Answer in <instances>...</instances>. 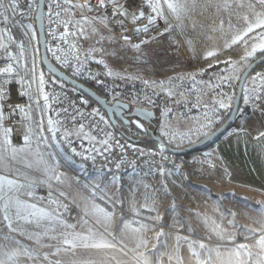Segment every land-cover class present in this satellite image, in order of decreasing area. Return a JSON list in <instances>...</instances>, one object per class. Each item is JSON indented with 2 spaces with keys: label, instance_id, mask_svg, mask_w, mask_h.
<instances>
[{
  "label": "rangeland",
  "instance_id": "374dc122",
  "mask_svg": "<svg viewBox=\"0 0 264 264\" xmlns=\"http://www.w3.org/2000/svg\"><path fill=\"white\" fill-rule=\"evenodd\" d=\"M249 3L254 7L249 8ZM241 4L243 6H240ZM227 5L225 7V0H197L193 6L189 0L186 5L189 11L182 12L180 19H177L166 9L164 13L167 32L140 43L139 50L132 45L120 43L108 27L104 28L97 24L96 27L99 29L97 34L89 33L87 38L80 37L83 54L82 68H85L87 73L80 74L78 70H74L72 73L76 77L89 79L91 73L97 70L92 69L91 64L102 67L101 71H104L105 74L108 69H111L114 73L120 74L119 76L107 75L111 79L130 81L144 87V95L140 101L142 108L152 107L149 91L155 93L157 97L169 100L173 107L164 110L157 120L159 135L164 137L168 144L175 149L195 143L215 131V127L221 120V111L224 114V111L230 110L231 107L221 109L216 103L217 100H224L225 103L232 106L235 100L232 94L224 92L223 87L238 81L249 64L264 53L257 51L254 56L248 57L246 60L242 59L253 43L249 38H246L247 45L241 42L231 47L226 46L234 35L247 27L243 17L248 16L249 20H253L254 12H264V6L258 4L256 0H227ZM21 13L20 9V12L12 17L7 26L13 30L16 42L24 45L25 56L17 64L19 71L34 80L33 69L36 60H38L39 50L38 35L35 24L27 20ZM86 14L95 16L97 12ZM77 18H79V14H77ZM221 22H223L222 25ZM29 24L32 25V28L27 27ZM251 35H255V33ZM13 48L16 55V49ZM90 48H95L97 51L86 58L85 53ZM208 51H216L217 54L206 58ZM5 55L6 53L0 50V59L5 58ZM100 60H103L104 63H99ZM227 61L231 62V66L225 63ZM105 64L108 69L105 68ZM210 65L211 67H209ZM215 67L217 69L214 72H206ZM191 76H195V80L191 79ZM218 76L231 78L220 87H214L220 83ZM237 76L239 79L235 78ZM261 76H264V71L246 81L243 90L244 108L252 105V110L249 115L243 113L242 109L239 110L238 114L240 115L236 118L234 125L249 127L252 130L264 129V100L254 105L251 102L262 90L264 80L259 78ZM145 80L149 82L164 81L165 88H157L151 83L146 85ZM33 85L31 131H29L28 137L32 140L33 149L36 147V142H40V151L44 153V158L49 163L59 161L56 172L64 174L62 177L64 183L52 180L51 188H57L64 192L65 196L80 209L86 200L94 199L96 204L113 212L112 223L118 222L121 227L124 222L128 221H138L149 225L147 230L142 229L140 233L121 228L125 238H154L155 242L156 235L163 230L164 235L159 237V244L173 243V241H177V236L187 237L188 243L195 242L193 246L196 247V250L204 252L206 255L209 253L199 249V243H204L210 249L219 246L221 252L234 246L233 242L221 240L212 231L215 226L213 221L216 225H220L217 231L227 230L225 234L235 231L237 233L235 243L250 245L254 243L252 240H244L240 235L244 231L240 226L244 225L236 220L239 216L237 207L239 205L242 213L248 218V206L252 204L255 209H258L264 205L263 199L252 195L255 201L251 200V204H249L247 195H238V192L232 190L233 185L226 176L215 172L213 150L218 138L202 149L191 153L201 152L207 170L205 175L197 176L186 171L163 172V175L161 172L140 171L121 178V181L116 185H111L109 183L112 179L109 178L110 176L79 167L70 162L64 152H60L57 141L64 133L57 126L59 131L56 133V139H52V134L48 131V119L51 117L50 107L45 106L42 96V93H47V90L44 85L41 87L40 82L35 81ZM253 88L256 89L255 94L252 91ZM168 91H171L173 95L169 96ZM180 93H183L182 97ZM246 96L248 97L247 103H245ZM227 97H231V100H228ZM197 98H199V103H197ZM176 106H183L184 112L176 110ZM166 112L167 115H164ZM205 114H207V118ZM41 121L43 122L42 127L38 128ZM75 128L79 127L72 129ZM133 128L135 134L131 133L133 130L129 133L124 131L130 138L136 139L144 135V128ZM42 136L47 137V141L42 140ZM68 138L69 141H73L70 137ZM2 142L3 130L0 128V143ZM24 146L25 142L14 147ZM5 155L7 154L5 153ZM32 159L33 157L30 156L29 161ZM5 163L9 167L12 166L14 175L19 170L29 177L43 178L42 173L27 168L21 159L12 161L10 164L5 160ZM42 184L48 186L47 183ZM95 184H98L100 188L96 189V196L93 197L92 188ZM145 185L148 187L146 188ZM121 186L130 190L126 192V202L122 199ZM188 187L193 190H189ZM111 189H117L116 194H112ZM105 193L113 200L118 199L119 203L113 207L111 203L107 202V198L101 200L100 196ZM145 204L147 207H144ZM130 206L132 207L129 208ZM222 213L223 216H221ZM230 213H235V216L233 217ZM157 217L159 219H156ZM229 220H234L235 229L228 224ZM139 223H133V227H139ZM180 241L186 240L181 239L177 242ZM251 251L255 254L259 252V249L253 246Z\"/></svg>",
  "mask_w": 264,
  "mask_h": 264
},
{
  "label": "snow or ice",
  "instance_id": "6c2138e0",
  "mask_svg": "<svg viewBox=\"0 0 264 264\" xmlns=\"http://www.w3.org/2000/svg\"><path fill=\"white\" fill-rule=\"evenodd\" d=\"M258 4L264 6V0H256ZM55 9L54 15L56 17L55 23L60 26H63V31L59 35V40L64 42L68 47V52L74 54L75 59L80 63L79 56V47L75 42L78 37H85L89 33L97 34L99 29L96 27L97 24L107 28L108 27V18L100 13V10H103L107 5L111 4L113 7L114 14H119L122 18H127L131 16V22L136 24L137 21H141V26L136 29L137 32L148 33L151 26L156 24L157 18L164 17V6L166 5L167 9L177 18L180 19L182 12H187L189 9L186 5L189 3V0H163V5L161 0H147V4L151 9V13L147 14L143 10H138L137 12L129 13V11L119 4V0H97L96 4H92L90 0H53ZM193 6L197 3V0H191ZM38 9L35 0H32V3L29 5L30 8L34 7ZM227 0H225V7H227ZM240 6H243L242 4ZM249 8H253V4L249 3ZM96 11L97 15L89 16L86 13ZM20 12L19 0H0V25L5 27L0 28V50H3L4 53H7L9 58L15 63H19V60L16 56H13L12 53L8 52V46L13 43V37L10 34V30L7 25L11 22L12 17ZM22 14V13H21ZM53 7L49 5V20L52 21ZM79 14V18H77ZM247 23V27L242 31L234 35L227 47L232 45L239 44L244 42L247 45L246 38H249L253 41L250 46V50L246 51V54L242 59H247L248 57L254 56L257 51L264 52V12H254V19L249 20L248 16L243 17ZM124 20L120 21L123 25ZM223 22H221V25ZM28 28H32V25L29 24ZM262 30V31H257ZM34 33V30H33ZM255 33V35H251ZM27 34V33H26ZM55 36V33H53ZM125 41L129 40L128 36H123ZM20 48L23 49L24 45L21 43ZM132 47L139 50L140 44H133ZM57 51L64 52L63 56L56 55L53 52V56L56 60H61L64 63H68L67 55L68 52H65L64 49L58 48ZM97 51L95 48H90L86 53L85 57L87 58L93 52ZM217 53L216 51H208L206 53V58L213 57ZM99 63L103 64L104 61L100 60ZM231 66V62H225ZM211 67V65L209 66ZM105 68L108 69L107 64ZM13 64L9 63L6 67L0 68V77L4 74H10L14 72ZM34 70V69H33ZM79 70V69H78ZM108 76H119V73H114L111 69H108L106 72ZM191 79L195 80V76H191ZM228 76H218L220 83L214 85V87H220L225 81L230 79ZM239 79V77H235ZM261 80H264V76L259 77ZM39 82L41 87L44 85L45 80L43 73L39 76ZM8 81L0 82V102H2L6 97L5 85ZM23 83V80H21ZM146 85L153 84L155 87L164 89L165 82L147 80L144 81ZM253 93H256V89H252ZM25 95H28L25 92ZM168 95L172 96L173 93L168 91ZM181 97L183 93H180ZM45 106L49 107V95L46 92L42 93ZM256 99H260L259 95L255 96ZM228 100H231V97H227ZM87 103V101H84ZM151 102V101H149ZM248 102V97H245V103ZM197 103H199V98H197ZM219 108L225 109L231 107L229 103H225L224 100H217ZM207 107V105H205ZM23 111V108H21ZM167 115V112L164 113ZM207 118V114H205ZM4 114L2 109H0V127H2V122L4 120ZM103 119V117H101ZM137 127L143 128V125L138 121ZM43 122L38 125V128L42 127ZM59 121H54L51 117L48 119V131L52 134V139H56V133L59 131L57 125ZM83 125H80L79 130L75 133L65 132L64 137L67 138L70 135H76L80 137L83 133ZM31 131V129H30ZM10 130L3 128V142L0 143V164H3L5 160L10 164L12 161H17L21 159L25 163L26 167L33 169L35 172L42 173L43 178L40 177H29L23 172L17 170V176L21 178H10V174H0V212L3 213L2 220L6 222V227L9 230V234H3L0 231V264H27V261H31L32 264H111V260H115V257L109 259V250H116L117 243L115 242V234L110 231L111 223L113 220V212L108 211L106 208L101 207L99 204L95 203V200L85 201L81 208V219L77 223H68L63 218V213L60 211L61 208L67 210V206L62 204L59 200L50 199L49 204L54 205L55 207H45L39 203L33 202L32 200L25 199L23 197H33L34 189L39 184L47 183L49 188H51V181L55 180L58 183H64L62 177L63 173L56 172V166L59 164V161H53L49 163L48 160L44 158V153L40 151L39 141L36 142V147L33 149L32 140L30 137H25V146L24 147H14L11 145L9 139ZM167 135V133H165ZM261 136H264V132L260 133ZM85 138L95 139V137H88L87 133H84ZM42 140L47 141V137H41ZM69 143H71L69 141ZM105 145V151L110 150L111 145H109L108 139H105L101 142ZM119 143V142H117ZM51 147V145H48ZM57 146H59V141H57ZM161 148L164 147L163 144L160 145ZM121 150L123 151L124 145H120ZM64 149L61 147L60 152H63ZM71 151L76 153V149L72 148ZM99 151V150H97ZM5 153L7 155H5ZM80 155V153H76ZM103 153H101L102 155ZM54 155V154H52ZM33 157L29 161V157ZM70 162L71 157H66ZM93 160L95 157H91ZM119 168V164H117ZM111 171V170H109ZM164 170L161 169V174L163 175ZM119 181L118 176H113L110 180L111 185H116ZM87 187V185H85ZM147 188L148 186L145 185ZM100 188L98 184H95L92 188V196H96V189ZM103 192V189H101ZM51 195V193H50ZM64 192H60V196H64ZM107 198V202L111 203L113 207L119 200H113L112 197H107L106 193L100 196L101 200ZM147 207V204L144 205ZM151 210V209H150ZM261 221H257L260 224L259 227L249 228L247 226H240L244 229L240 235L243 236L244 240H252L253 244L248 243H235L237 233L235 231L227 233V230L217 231L220 228V225H216L213 221L212 231L221 239L228 240L233 242L234 246L231 248H226L222 253L220 247L208 248L204 243H199L198 247L201 250H204L209 253L206 259H201V253L196 250L194 247L195 242H189L188 248L191 252L192 257H194L198 264H210L213 257L211 253H215V258L218 264H264V205H261L258 209ZM233 217L235 213H230ZM138 215V213H137ZM223 216V213L221 214ZM156 219H159L158 217ZM207 223V221H205ZM133 223H139L138 221H128L124 222L122 226L123 229H131L135 233H140L141 230H147L149 225L144 223H139V227H133ZM228 224L236 228L234 220H229ZM26 225H35L37 228H41L40 232H29L26 228ZM11 233H17L22 236H27L31 241H34L39 247H48L55 248V251L52 253H41L39 248H33L29 246H24L21 244L20 240L16 239L15 236ZM164 232L161 230L157 235V240L160 236H163ZM108 237H112L109 239ZM47 239L49 243L42 244L43 239ZM177 241L184 239L187 241V237H176ZM120 243H123L122 241ZM147 249V251L138 252L137 257L135 258L137 264H151L150 257L147 254L148 252L154 251L155 246L152 249L147 248V241L141 239L136 245V249L141 247ZM257 247L259 252L253 254L251 247ZM119 251L123 252V248H120ZM179 249L177 248V252ZM83 253L84 258H77L78 253ZM61 254H71L68 259H54L50 260L49 256L60 257ZM166 254L161 252L157 256V264H164L163 257ZM26 258V259H24ZM172 255L168 254V260H172ZM178 264H183V258L177 256Z\"/></svg>",
  "mask_w": 264,
  "mask_h": 264
},
{
  "label": "built area",
  "instance_id": "2783aa9c",
  "mask_svg": "<svg viewBox=\"0 0 264 264\" xmlns=\"http://www.w3.org/2000/svg\"><path fill=\"white\" fill-rule=\"evenodd\" d=\"M35 2L36 5H38L39 0H35ZM81 2H83V0H81ZM90 2L96 4L97 0H90ZM31 3L32 0H19L23 16L30 22L36 24L38 9H36L35 6L30 8L29 5ZM161 3L163 5V0H161ZM119 4L126 8L129 13L137 12L138 10H143L146 15L151 13L147 0H120ZM49 5L53 7L52 21L48 18ZM163 6L165 12L167 7L166 5ZM58 10L59 9H55L53 0H46L45 35L49 59L62 71H69L72 73L74 70L76 71L79 69L78 71H80V74H86V69L82 68L83 54L81 52L82 45L80 37L75 41L79 47L80 63L77 62L73 53L68 52L67 45L58 38L63 31V26H58L54 22L56 19L54 11ZM100 12L108 18V29H110L112 35H114L120 43L126 45L140 44L167 32L165 13L163 18H157L156 24L150 27L148 33H143L136 31V29L141 26V21H137L136 24H133L130 15L127 18H122L118 13L114 14L111 4L107 5L103 10H100ZM122 19L124 20L123 25L120 23ZM3 27L5 26L0 25V28ZM9 30L14 39L13 43L8 46V52L12 53V55L16 56L20 61L25 56V49L20 48V44L16 42L13 35V30L10 28ZM53 33H55V36H53ZM125 35L129 37L128 41L123 39ZM13 47L16 49V55ZM58 48H62L65 52H68V63L55 59L53 52H55L56 55H64V52L57 51ZM9 63H12L16 70L0 77V82L8 81L5 85L6 97L0 102V109H2L5 117L2 122V127L0 128L2 130L3 128L10 130L9 139L12 146L22 145L25 142V137L29 135L33 101V83L35 81L39 82V76L43 73L45 80L44 86L49 95L51 118L54 121H59L57 125L59 129L62 132H67L74 127L83 125L84 128L95 137L96 142L86 143H76L75 141H70L71 143H69V138L66 140L64 135L58 138L59 148L62 147L64 149L63 152L68 157H71V160L74 161V164L77 166L112 177L118 176L119 179L134 172H161V169H163L164 172L186 171L190 174H196L197 176H202L207 173L201 152L189 155H174L166 152L161 147L156 149L144 148L125 139L123 135L112 126L100 109L89 107L74 89L64 85L44 70L41 64L40 50H38V60H36L34 66V80L29 76L21 74L17 63L12 61L6 53L5 58L0 60V68L6 67ZM21 80H23V83H21ZM25 92H27L28 95H25ZM21 108H23V111H21ZM101 117H103V119H101ZM137 121L141 124L139 120L134 119V127H137ZM105 139H108L109 145H111L108 151H105L106 146L101 143ZM120 145H124L123 151ZM72 148H75L76 153H80V155L73 153L71 151ZM101 153L103 154L101 155ZM91 157H95V159L93 160ZM117 164H119V168H117ZM10 177H13V175L10 174ZM60 192L61 191L54 188H49V186L39 184L34 189V196L32 199L49 207H55L49 204L50 199L59 200L62 204L67 206L66 211L64 208L60 209L63 213V218L68 223H77L82 216L81 209L67 196H60ZM2 216V212H0V225L3 222Z\"/></svg>",
  "mask_w": 264,
  "mask_h": 264
},
{
  "label": "crops",
  "instance_id": "0c3cea01",
  "mask_svg": "<svg viewBox=\"0 0 264 264\" xmlns=\"http://www.w3.org/2000/svg\"><path fill=\"white\" fill-rule=\"evenodd\" d=\"M3 59L4 57L0 60ZM77 130H79V128H75L67 132L75 133ZM262 132H264V129L252 130V128L249 127H241L233 124V126L230 129H228L226 133H224L220 138H218L217 143L215 144L213 150V155L215 159L213 168L215 169V172L221 175L224 174L226 178L230 181L231 185H233L232 190L238 192V195H247L249 198L247 199L249 204H251L250 203L251 200L255 201L252 195L258 196L261 199H263V204H264V136L260 135V133ZM84 133H87L88 137H94L89 131H87L84 128H83V133L81 134L80 137H77L76 135H70L69 137L75 142H84V141L96 142L95 139L85 138ZM9 173L13 175V177L10 178H21L12 173V166L9 167L5 162L3 164H0V174L7 175ZM101 175H105V174H101ZM126 176L127 175L123 177ZM109 178H112V176H110ZM94 179L97 180L96 178ZM120 179L119 181H121ZM129 179L132 180V178ZM188 188L189 190L191 189V191L193 190L191 187ZM56 190L59 189L56 188ZM116 191L117 189H113V190L111 189L112 194H116ZM128 191L130 190L127 188L125 189L123 186H121V192L123 196L122 199L125 202L127 201L126 192ZM23 198L36 202L35 200L32 199V197H23ZM43 206L49 207L46 205ZM131 207L132 206H130L129 208ZM248 208H249L248 209L249 214L247 218L246 215L242 213V210L238 205L237 215L239 216L236 219L237 222L249 228L259 227L260 224L257 223V221H261L262 218L260 217L258 211H255V208L252 206V204L251 206H248ZM26 228L28 229L29 232L42 231L41 228H37L35 225H26ZM121 228L122 227L120 226V224H118V222L111 223L110 231H112L115 234V242L117 243L116 250H109V259L111 260V257H115V260H111V264H137L135 258L137 257L138 252L147 251V249H145L143 246L139 249H136V245L137 243L140 242L141 239L144 240L146 239L148 249H152L153 246H155L154 251L147 253L150 257L151 264H157V258H158L157 254L161 252L166 254L163 257L164 264H178L177 256L183 258V264H198L197 260L191 255L187 241H183V242L173 241V243L163 242L159 244L157 238L155 242L153 240L154 238H125L122 234ZM0 231H2L3 234H9V230L6 227V222L1 223ZM11 235L15 236L16 239L20 240L21 244L24 246L39 248V251L41 253L44 252L52 253L55 251L54 247L53 248L39 247L34 243V241L29 240L27 236H22L17 233H11ZM108 238L112 239V237H108ZM121 241L123 243H120ZM41 243L46 244L49 243V241L45 238L41 241ZM120 248H123V252L119 251ZM177 248L179 249L178 252H177ZM203 253H201V259H206L209 254L206 255V253H204L203 255ZM168 254H171L173 257L171 261L168 260ZM214 255L215 253L212 254L213 260L212 262H210V264H218ZM70 256L71 254H61L60 257H54L50 255L49 259L66 260ZM77 258H84V254L82 252L78 253ZM27 264H32V262L27 261ZM44 264H47V262H44Z\"/></svg>",
  "mask_w": 264,
  "mask_h": 264
},
{
  "label": "water",
  "instance_id": "95a60500",
  "mask_svg": "<svg viewBox=\"0 0 264 264\" xmlns=\"http://www.w3.org/2000/svg\"><path fill=\"white\" fill-rule=\"evenodd\" d=\"M45 5H46V0H39L38 3L39 7L37 10V17L35 24L38 35L40 59L44 70L55 79L62 82L64 85L74 89L78 93L86 96L87 98L95 102L98 105L99 109L107 116L110 123L115 129L118 130L120 129L118 121H125V119L127 118L132 120L137 119L140 122L147 123L150 127L149 134L152 137V139L159 145L163 144L164 150L174 155H189L193 152L202 149L203 147L207 146L215 139L221 137L231 127V125L234 124L240 110V106L243 98V90L246 81L251 75V73L264 63V55H263L252 61L249 64V66L243 71L238 82L237 93L234 100L233 108L231 110L230 116L224 122V124H222L214 132L198 140L197 142L192 143L181 149H175L171 147L169 144H167V142L159 135L158 125L156 123L157 116L153 111L141 107L132 108L129 104L121 101H115L113 103H110L106 98L101 97L94 90L87 87L76 78L68 75L66 72L59 69L50 61L47 52V40L45 35ZM127 124H130V122L128 121ZM121 134L128 141L133 142L135 144L138 143L136 140L128 137L125 133L122 132Z\"/></svg>",
  "mask_w": 264,
  "mask_h": 264
},
{
  "label": "trees",
  "instance_id": "16d2710c",
  "mask_svg": "<svg viewBox=\"0 0 264 264\" xmlns=\"http://www.w3.org/2000/svg\"><path fill=\"white\" fill-rule=\"evenodd\" d=\"M263 55H264V53L259 55L257 58H259ZM89 68H90V66H89ZM91 68L97 69V70H95V71L92 70L93 72L91 73V78H89V79L76 77L69 71H64V72H66L68 75L76 78L77 80L82 82L84 85H86L87 87L94 90L101 97L106 98L108 100V102H110V103H113L115 101H121V102L129 104L133 108L134 107H141L140 101L142 100V97L144 95V87L143 86H141L138 83H133L130 81L111 79L110 77H108L104 73V71L103 72L101 71V70H103L102 67H98L95 64H91ZM216 69H217L216 67L211 68V69H208L206 72L212 73ZM262 71H264V63L262 65H260L258 68H256L251 73L249 78L257 75L258 73H260ZM238 82H239V80L231 83L229 86L223 87L224 92H226L228 94H232L234 97H236ZM262 85H263L262 90L258 94L260 96V99L256 100L253 98L251 101L253 103V105L258 104L262 100H264V83ZM77 94L84 101H87L86 104L89 107L99 109L98 105L95 102H93L91 99L87 98L86 96H84L78 92H77ZM149 97L152 100V107L149 108V110L153 111L156 114L157 119H159V116L163 113L164 110L173 107V105L171 104V102L169 100H165L159 96L157 97V96H155V93H153L151 91H149ZM243 101H244V99L242 98L240 110L242 109L243 113H246L247 115H249L251 113V110H252V105L244 108V102ZM233 105H234V102H233V104H232V106L228 112L224 111V114H222V111H221V115H222L221 120L217 124V126L215 127V130L217 128H219L222 124H224V122L228 119V117L230 116L231 110L233 108ZM175 108H176V110H179L180 112H184L183 106H176ZM239 115L240 114H238V116ZM156 123L159 126V122L157 121ZM141 124L143 125L145 132L143 131L144 135H142V136L136 135L137 137L139 136L138 138H136V141L138 142L137 145L144 147V148H154V149L159 148L160 145L158 143H156L149 134L150 127L145 122H141ZM232 126L233 125H231V127ZM116 130L119 131L120 133H122V131L120 129L119 130L116 129ZM132 130L133 131L131 133L135 134L134 128ZM136 131H137V129H136ZM162 138L166 141V139L164 137H162ZM167 144H168V142H167ZM182 148H184V147H182ZM179 149H181V148H179Z\"/></svg>",
  "mask_w": 264,
  "mask_h": 264
},
{
  "label": "flooded vegetation",
  "instance_id": "af4514ba",
  "mask_svg": "<svg viewBox=\"0 0 264 264\" xmlns=\"http://www.w3.org/2000/svg\"><path fill=\"white\" fill-rule=\"evenodd\" d=\"M133 108V107H132ZM104 114V113H103ZM105 115V114H104ZM106 116V115H105ZM107 117V116H106ZM108 119V118H107ZM109 120V119H108ZM134 120V119H133ZM133 120L132 119H129V118H127V119H125V121H118V123H119V128H120V130L123 132V133H125V132H127V133H129V131L131 132L132 131V129H133ZM157 120L158 119H156V122H157ZM130 122V124H127V122ZM110 122V121H109ZM148 125V124H147ZM149 126V125H148ZM125 131V132H124ZM133 139V138H132ZM134 140H136V139H134Z\"/></svg>",
  "mask_w": 264,
  "mask_h": 264
}]
</instances>
